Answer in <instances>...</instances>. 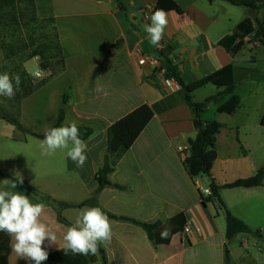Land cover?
Returning <instances> with one entry per match:
<instances>
[{"label": "crops", "instance_id": "crops-1", "mask_svg": "<svg viewBox=\"0 0 264 264\" xmlns=\"http://www.w3.org/2000/svg\"><path fill=\"white\" fill-rule=\"evenodd\" d=\"M171 1L180 12L166 10L169 23L160 46L154 47L144 31V25L150 24V19L144 20V9L150 7L152 14L158 0H34L36 17L53 19L64 57L63 67L38 91L57 85L53 93L60 100L57 116L63 109L62 125L75 121L92 130L85 140L88 159L79 168L67 157L68 149L44 155L40 147L44 138L20 131L0 118V171L22 178L38 193L18 186L13 189L11 182L0 183V190L19 191L31 202L45 204L41 220L56 233L61 249L63 235L85 207L59 209L56 202L77 205L94 199L101 209L117 217L109 218L113 222L112 243L100 246L107 264H225L227 259L242 264L246 258L258 264L244 249L239 253L236 245L232 249L225 246L222 210L217 202L202 204L194 179L185 171L178 149L188 155V141L197 128L182 89L167 87L159 70L139 65L138 60L141 56L161 60L163 52L186 83L231 66L232 94L207 84L191 95L196 103L217 96L200 114V121L221 125L210 175L198 179L209 187L211 181L223 186L254 176L264 166V47L247 36L241 50L232 54L220 47L219 41L246 18L261 20L264 7L251 12L221 0ZM95 68L99 69L93 76ZM97 88L108 95L98 93ZM233 95L240 99L238 109L233 114L218 112ZM141 105L152 110V119L108 175L110 185L98 190L97 173L108 156L107 129ZM22 116L20 105L22 127L37 135L46 132L35 129ZM66 176L68 181L61 182ZM5 179L0 175V182ZM56 186L80 195L79 201L62 197ZM218 196L233 216L264 233V221L259 220L264 216V181L255 188H223ZM236 210L241 215L234 213ZM179 214L185 220L194 218L201 235L183 238L178 232L169 243L158 244L140 227L121 219L164 224ZM240 240L245 248L249 238ZM9 242L8 264L28 262L13 251L12 237ZM44 247L48 253L60 250L47 242ZM97 257L92 264H102L99 252Z\"/></svg>", "mask_w": 264, "mask_h": 264}, {"label": "trees", "instance_id": "trees-1", "mask_svg": "<svg viewBox=\"0 0 264 264\" xmlns=\"http://www.w3.org/2000/svg\"><path fill=\"white\" fill-rule=\"evenodd\" d=\"M213 1V0H209ZM228 2L234 6L248 8L251 12H257L264 7V0H221ZM5 9L8 13L3 14ZM156 9L176 10L180 9L171 0H158L154 11ZM153 11V12H154ZM11 30L10 35L13 42L10 44L1 43L3 48H7L9 53L6 60L10 59L12 65L9 70L8 66L4 65L2 70L15 75L19 74L21 83L19 90L13 97L14 112L3 111L0 107V118L7 123L14 125L18 130L28 133L37 138H44V134L37 135L25 130L17 116L19 115L21 102L29 97L34 91L40 89L47 82V79L40 81L36 85L32 84V80L25 70L21 67L23 63L38 58L40 60V69L48 68L50 61H58L59 68L63 67L64 57L61 51L58 35L54 26L53 19H39L36 17L34 0H0V31L3 29ZM22 35L27 36L28 40ZM247 36H252L253 41H258L264 47V13L261 20H255L254 17L246 18L241 21L231 34L225 36L219 41L220 47L226 51L235 54L239 52L243 46V39ZM28 43H27V42ZM160 60L161 69L165 70V77L173 78L182 89L185 104L192 111L194 121L196 123L197 132L194 138L188 141V155L183 159L185 171L191 178L199 176L210 175V170L216 160V134L219 132L221 125L216 121L203 122L200 121V114L206 110L209 103L217 96H212L204 99L201 102L192 101V93L207 84L215 85L223 88V93H233L235 83L232 75V67L226 66L214 73L201 78L192 83H186L178 72L177 68L172 65L169 59L162 53ZM99 68H95L93 76L97 73ZM5 71H0L4 73ZM219 95V94H218ZM240 105V99L236 95L224 105L219 107L218 112L233 114ZM152 110L147 105H141L135 110L131 111L122 118H119L107 129V153L102 168L98 171L96 181L98 183V190L109 186L108 175L113 171V168L132 146V143L138 138L140 133L152 119ZM63 109L59 110L57 120L52 127L62 126L63 123ZM264 123V116L261 120ZM81 134V139L84 141L90 138L92 130L89 127L78 126ZM0 175L6 177L10 182L13 181L18 187H21L31 193L37 194V190L30 187L24 181L21 184L17 178L4 175L0 171ZM264 181V166H262L254 176L246 179L237 180L231 184L219 186L214 181H211L209 188L211 195L202 200L205 205L208 202H217L219 208L224 214L225 221V239L227 242L234 239L238 234H259V231L253 232L244 222L233 216L225 207L220 199L219 191L223 188H255L262 186ZM119 188V186H117ZM59 209L66 208H82V207H99L94 199L83 201L77 205L68 204L65 202H56ZM102 211L110 218L115 219L116 216ZM132 224L140 227L147 235L150 241L156 243H169L172 235L181 232L185 219L183 215L179 214L171 219H168L164 224L161 222L146 223L129 218H121ZM169 229V235L166 239H161L160 233L163 229ZM10 236L0 231V264H8V256L10 254ZM102 264H107V260L102 249L99 250ZM98 260L97 254L81 255L68 252L64 253L63 249L49 253V257L42 264H92ZM22 264H33V262H25ZM225 264L231 263L228 259Z\"/></svg>", "mask_w": 264, "mask_h": 264}, {"label": "clouds", "instance_id": "clouds-1", "mask_svg": "<svg viewBox=\"0 0 264 264\" xmlns=\"http://www.w3.org/2000/svg\"><path fill=\"white\" fill-rule=\"evenodd\" d=\"M149 19L150 24L144 25V31L148 34L151 45L159 47L169 23L167 13L163 9H156ZM20 83L19 74L0 73V97L13 98L19 90ZM96 91L108 95L103 88H97ZM40 147L44 155H50L57 149H68L67 157L79 168H82L88 159V144L81 139L75 121L49 128L44 133ZM0 183L8 185L10 181L5 179ZM20 183H23L22 178ZM11 187L16 189V183L11 181ZM45 208V204L33 203L28 196L19 191L0 190V231L13 238L12 249L15 254L33 264H42L48 259L49 253L44 247L46 242L49 247L58 245L61 250L56 233L41 220ZM113 235V222L102 209L85 207L79 211L75 222L63 235L62 248L65 254L71 252L95 255L101 245L107 247L112 243ZM168 235V228L160 233L161 239H166Z\"/></svg>", "mask_w": 264, "mask_h": 264}, {"label": "rangeland", "instance_id": "rangeland-1", "mask_svg": "<svg viewBox=\"0 0 264 264\" xmlns=\"http://www.w3.org/2000/svg\"><path fill=\"white\" fill-rule=\"evenodd\" d=\"M3 14L8 13V9H5ZM11 30L8 28L3 29L0 31V71H7L2 70L3 66H8L9 70L11 69L12 65L10 63V59L6 60V57L9 53V50L7 48H3L1 46V43L4 44H10V42H13V38L10 35ZM25 35H22V37ZM28 40L27 36L24 37ZM27 42V41H26ZM28 43V42H27ZM34 59V58H33ZM31 59L25 63L22 64V68L25 70V72L29 75V77L32 80V84L36 85L40 81H45L50 75L55 73L59 69L58 61H50L48 64V68L40 69L38 67L40 65V60L38 58ZM27 63V64H26ZM26 64V66H25ZM25 66V67H24ZM28 72H27V70ZM37 74L40 75V77H37ZM47 80V82H49ZM46 82V83H47ZM45 83V84H46ZM44 84V85H45ZM57 85H48L47 87H44V89L37 90V92L32 95L29 99L21 103V106L23 107V120L30 124L35 126V129H44V131H47L49 128L52 127L56 117H57V111L59 109L60 100L58 98H55V95L53 93L54 89H57ZM13 98L9 99L7 97H0V107L3 109V111L7 112H14V102L12 100ZM18 120L19 117L17 116ZM20 121V120H19ZM3 121L0 119V123ZM70 182L72 181L69 179ZM68 181L67 176L61 179V182ZM201 187H206L203 183L200 184ZM56 191L58 194H60L62 197H66L70 201H79L80 195H73L72 193H69L67 189H63V187L56 186ZM54 191V190H53ZM254 200V199H251ZM235 211V210H234ZM74 212V211H73ZM237 215H241L240 212H234ZM264 216H260L263 218ZM247 219V218H246ZM255 226L250 227V229L253 232H256L257 229L254 228ZM240 237H238L237 241H233V239L229 242H226V247L231 246L232 249L233 246H237L239 250V253L244 249L248 254L251 255L252 259L255 260L258 264H264V233L259 234H238ZM249 238L248 244L245 246V248H242L241 240L240 238ZM234 243L233 245H231ZM246 258L242 264H251Z\"/></svg>", "mask_w": 264, "mask_h": 264}, {"label": "built area", "instance_id": "built-area-1", "mask_svg": "<svg viewBox=\"0 0 264 264\" xmlns=\"http://www.w3.org/2000/svg\"><path fill=\"white\" fill-rule=\"evenodd\" d=\"M151 16V8H145L144 9V20H148L149 17ZM139 65H147L152 68H155L160 71V73L164 76V83L167 87L170 88H179L178 83L173 79V78H167L165 77V70L161 69L160 67V59L157 57H146V56H141L138 60ZM37 77H40L39 74H37ZM178 151L180 152V156L182 160L187 156L185 151L182 148H179ZM194 186L198 189L199 191V196L201 201L207 198L209 195H211V190L209 187H201L200 180L198 177L194 178ZM201 235V228L197 221H195L194 218L190 217L189 219L185 220V224L183 225L182 231H181V236L184 237H189V236H200Z\"/></svg>", "mask_w": 264, "mask_h": 264}, {"label": "water", "instance_id": "water-1", "mask_svg": "<svg viewBox=\"0 0 264 264\" xmlns=\"http://www.w3.org/2000/svg\"><path fill=\"white\" fill-rule=\"evenodd\" d=\"M99 252V251H98Z\"/></svg>", "mask_w": 264, "mask_h": 264}]
</instances>
